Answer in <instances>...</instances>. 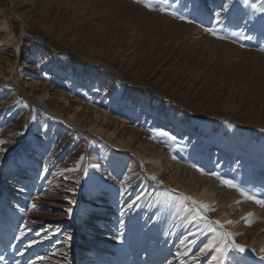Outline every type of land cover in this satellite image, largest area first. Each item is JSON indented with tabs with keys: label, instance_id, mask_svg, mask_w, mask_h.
<instances>
[{
	"label": "rangeland",
	"instance_id": "1",
	"mask_svg": "<svg viewBox=\"0 0 264 264\" xmlns=\"http://www.w3.org/2000/svg\"><path fill=\"white\" fill-rule=\"evenodd\" d=\"M193 1L0 0V264H193L219 237L185 219L181 194L203 188L207 220L225 214L222 231L245 248L224 264H264L250 247L264 236V207L208 174L264 199L250 161L264 135V0H243L238 18L216 0L208 19ZM81 156L80 171H63ZM94 164L107 188L96 195L85 187Z\"/></svg>",
	"mask_w": 264,
	"mask_h": 264
},
{
	"label": "snow or ice",
	"instance_id": "2",
	"mask_svg": "<svg viewBox=\"0 0 264 264\" xmlns=\"http://www.w3.org/2000/svg\"><path fill=\"white\" fill-rule=\"evenodd\" d=\"M135 2L143 4V6L148 8L149 10H153V5L151 3H149L148 0H135ZM224 7L226 10L227 6H224ZM252 7L255 9L256 6L252 5ZM261 10L264 11V9H261ZM159 11L161 13L170 14L174 18H178L182 21L192 22V21L188 20L187 17L179 15L176 11L169 12V10L165 7H160ZM216 16H217V19H216L215 23L218 24V23H220L219 13H217ZM205 31L210 33L211 35L215 36L217 39H226V37L219 35L218 31L215 28H206ZM232 35H236V33H232ZM156 134L160 137L167 138L171 141L176 140L175 136L171 135L169 132H167L165 130H158ZM3 143H6V142L0 141V144H3ZM3 151H4V149L0 148V152H3ZM84 159H85V157L81 156L74 168L65 169L63 171H66V172L80 171L81 170V162ZM193 167H196V165H193ZM45 170H47V168H45ZM85 171H86V169H85ZM197 171H202V170L200 168H197ZM208 174L217 177V179L220 181L221 186H226L230 189H235L236 192H238L240 196L244 197L247 200L254 201L257 205L264 207V199L257 198L254 194L245 190L243 187H241L239 184L235 183L234 181H232L230 179L223 178V177L219 176V174L216 172H212V173H208ZM151 178L153 180L156 179L155 176H153ZM67 191H73V190L67 189ZM125 191H127L126 188H124L123 191H121L120 195L123 196ZM180 198H181V201L186 204L185 219L187 220L188 224L194 225L195 227H197L199 229L200 233H202L204 231V229H201L199 227L200 223H204L207 225V231L208 232H212L215 234L219 231V237L214 236L213 239H209L208 242L206 244H204L203 247H201L199 250V254H204V253L208 252L209 250L216 253V255H214L212 257V259L208 262V264H224V261H225V258L227 256L229 249L234 250L236 252H240V253L245 251L244 246L235 243V241L232 239L231 233L222 231L224 228V224H222L218 220L217 221H208L207 220L205 213L209 210H213V209H210L209 205H207L203 202L196 201L190 196H183V194H181ZM136 199L137 200L140 199L139 194L137 195ZM237 202L239 203V201H237ZM134 204H135V202H133V204H129L128 207L131 208L134 206ZM32 207L35 208L36 205H32ZM65 211L70 214L72 209L68 208ZM121 215H123V212L121 213ZM249 216H251V213L249 214ZM225 223L231 224L232 221L229 220V221H226ZM121 227H123V221H121ZM36 234L40 235L39 232H37ZM197 234L198 233L189 232V236H192V237H195ZM20 235L23 236L24 232L21 231ZM17 239H19V237H17ZM69 239H70V237H69ZM32 243H35V241H33ZM180 243L182 245L183 244H194L195 239L189 240L188 237H184L183 239H181ZM27 247H31V243ZM187 251H188V249L186 247L185 251L183 253H178L177 255L178 256L179 255H186ZM260 251H261V253H264V248H261ZM20 254L23 255V252H21ZM198 255H197V257H193V264H195V260L198 258ZM44 259H47V257H44V256H37L36 257V260H44ZM261 259H264V256H261ZM30 264H36V261H31ZM169 264H171V262H169Z\"/></svg>",
	"mask_w": 264,
	"mask_h": 264
},
{
	"label": "bare ground",
	"instance_id": "3",
	"mask_svg": "<svg viewBox=\"0 0 264 264\" xmlns=\"http://www.w3.org/2000/svg\"><path fill=\"white\" fill-rule=\"evenodd\" d=\"M214 1H216V0H196V1H193L195 4H197V9L195 11L196 14H200V15L202 14V15L206 16V18L208 19V17H209V13L208 12H210V9H212V8H210V6L213 5ZM227 4L226 5H227V7L229 9V13L233 12V14H235L234 15L235 18L236 17L238 18L239 16H242L244 14H247V6H245V3H244L243 0H228ZM232 6H234V7L232 8ZM189 9H190V7H189ZM255 15H257V13H255ZM250 17H252V16L250 15ZM257 18H259V17H257ZM255 20H256V18H255ZM5 28H6L7 31H10L7 34V37L5 39L6 41H8V40L11 39V37L13 35V32L11 31L10 28L8 29V26H6ZM32 58H33L32 56H29L27 60H30ZM129 115H131L132 118H134L135 120L140 121V123H143L144 121H147L149 119V117H150L149 113H139V112H135L133 114L130 113ZM207 123H209L208 119H198V120L196 119L193 122L194 125L207 124ZM172 124L174 126L176 124V122L174 121ZM226 130H227V132L229 133L230 136H232L235 133V127L232 126V125H228L226 127ZM217 140H218L220 145L224 146V144L226 142L225 141V137L220 136V137L217 138ZM95 142L96 141H91V144L96 145ZM94 158H97V157L94 156ZM250 161L252 163L251 177L264 179V135H260V141H259L258 145L256 146L255 150L252 151V155H251ZM156 163L157 162H155L154 164H156ZM96 166H97V164H94L91 167V169L86 174L87 175V180H86V183H85V187H86V189L89 190V192L92 195H96V194L100 193L101 191H103L104 189L107 190L104 178L99 176V175H96L95 172L92 170ZM108 191H109V195H112L113 190L110 189ZM212 195H213V193L212 192L208 193V191L205 188H203L202 191H200V192L189 193L190 197H192L193 199H201V202H203L205 204H208L209 202H211ZM88 207H90V206H88ZM96 208H99V207H96ZM96 216H97V218H101V216H99L98 214H96ZM219 221H227L226 215L222 214L220 216V218H219ZM224 224L228 225L227 223H224ZM224 227H225V225H224ZM230 228H232V227L230 226ZM231 234H232V238H233L234 237V230L231 231ZM251 245L252 246H250V247L254 248L259 255L264 256V253H261V251H260L261 248H264V236L260 240L259 239L258 240L254 239L251 242ZM145 263L146 262H143V264H145Z\"/></svg>",
	"mask_w": 264,
	"mask_h": 264
}]
</instances>
